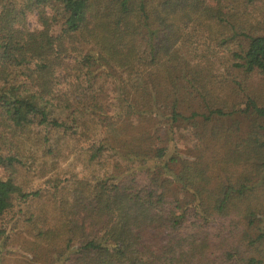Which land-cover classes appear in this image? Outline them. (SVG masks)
<instances>
[{
    "label": "trees",
    "instance_id": "obj_1",
    "mask_svg": "<svg viewBox=\"0 0 264 264\" xmlns=\"http://www.w3.org/2000/svg\"><path fill=\"white\" fill-rule=\"evenodd\" d=\"M260 2L0 0V222L36 259L264 264Z\"/></svg>",
    "mask_w": 264,
    "mask_h": 264
},
{
    "label": "rangeland",
    "instance_id": "obj_2",
    "mask_svg": "<svg viewBox=\"0 0 264 264\" xmlns=\"http://www.w3.org/2000/svg\"><path fill=\"white\" fill-rule=\"evenodd\" d=\"M260 7L264 5L263 2L258 3ZM29 24L32 29H38L39 23L37 21V15L32 14L29 19ZM239 73L236 74L238 77ZM243 78V76H241ZM231 78L229 79V82ZM246 87L247 96L239 92L236 88L233 93L234 100L238 101L242 107H245L248 101V96L255 97L260 104L264 105V81L258 76L249 77L243 80ZM108 92L111 94L110 106L113 111H117L118 107L112 96V84L107 85ZM228 89L225 95H228ZM222 96V99L225 98ZM236 115L235 117H237ZM231 118V117H229ZM203 137H197L193 134L192 128L186 124H182L177 130V141L179 147L183 150H187L196 144L203 143ZM86 145V144H85ZM65 167V166H64ZM22 177L20 176V179ZM40 179L37 178L36 182H33L32 186L37 187L40 184ZM30 185V184H28ZM19 204V203H18ZM13 209V211L6 214L3 220L0 222V229L5 231V235L0 240L2 244L3 252L1 254L0 264H46V259H36V255L31 251L32 243L35 240L32 236L30 227L25 224V211L27 209L26 205H18ZM23 211L22 213L20 211Z\"/></svg>",
    "mask_w": 264,
    "mask_h": 264
}]
</instances>
